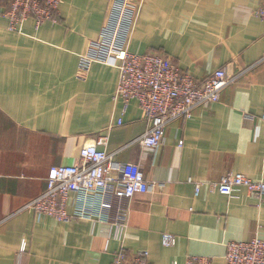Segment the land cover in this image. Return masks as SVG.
<instances>
[{"label": "crops", "instance_id": "0c3cea01", "mask_svg": "<svg viewBox=\"0 0 264 264\" xmlns=\"http://www.w3.org/2000/svg\"><path fill=\"white\" fill-rule=\"evenodd\" d=\"M111 1L61 0L56 23L29 19L19 32L7 29L0 1V264H111L121 247L148 252L150 264L189 256L225 264L228 241L264 239V195L216 189L229 172L264 176V34L255 15L263 0H134L130 52L163 55L195 79L217 69L239 74L218 102L170 122L156 148L135 141L149 126L138 103L123 112L112 99L116 68L96 62L77 77ZM101 135L115 164L141 168L147 192L113 197L106 221L58 222L24 208L46 190L50 168L74 164ZM119 211L123 242L113 238ZM163 233L174 246L162 245Z\"/></svg>", "mask_w": 264, "mask_h": 264}, {"label": "built area", "instance_id": "2783aa9c", "mask_svg": "<svg viewBox=\"0 0 264 264\" xmlns=\"http://www.w3.org/2000/svg\"><path fill=\"white\" fill-rule=\"evenodd\" d=\"M7 29L19 32L32 19L36 27L56 23L61 0H0ZM140 4L134 0H112L108 15L98 37L89 42L78 59L77 77L83 79L93 63H102L117 69L118 76L112 95L123 112L131 101H136L149 122L145 132L135 141L146 148L158 147L168 124L174 120L187 121L196 108L218 102L222 90L234 82L239 74L229 75L217 69L203 79H195L158 53L135 54L129 51V42ZM263 23L264 0L255 10ZM264 60V54L259 61ZM264 122V111L261 114ZM117 124H121L118 120ZM107 136H98L82 146L74 164L50 168L46 190L30 200L24 208L37 216L46 215L58 222L72 219L108 220L113 197L131 198L150 188L141 168L133 163L115 164L113 152L104 148ZM182 145V141L179 142ZM200 184H196V192ZM243 188L250 196L264 195V176L251 179L240 173H226L216 184L217 191L230 197ZM71 209V210H69ZM113 238L123 242L124 213H116L112 222ZM173 234L163 233V246H174ZM225 264H264V239L253 237L245 241L230 240L225 244ZM111 264H150L148 252H130L121 247ZM185 264H211L205 256H189Z\"/></svg>", "mask_w": 264, "mask_h": 264}]
</instances>
